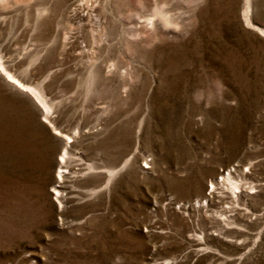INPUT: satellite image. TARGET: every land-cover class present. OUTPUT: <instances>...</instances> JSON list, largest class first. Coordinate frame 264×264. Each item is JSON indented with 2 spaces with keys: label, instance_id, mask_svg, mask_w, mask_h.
Returning <instances> with one entry per match:
<instances>
[{
  "label": "rangeland",
  "instance_id": "374dc122",
  "mask_svg": "<svg viewBox=\"0 0 264 264\" xmlns=\"http://www.w3.org/2000/svg\"><path fill=\"white\" fill-rule=\"evenodd\" d=\"M0 56L71 134L57 181L0 75L48 159L5 155L0 264H264V0H0Z\"/></svg>",
  "mask_w": 264,
  "mask_h": 264
},
{
  "label": "bare ground",
  "instance_id": "6f19581e",
  "mask_svg": "<svg viewBox=\"0 0 264 264\" xmlns=\"http://www.w3.org/2000/svg\"><path fill=\"white\" fill-rule=\"evenodd\" d=\"M76 14L78 15L79 18L83 16V14L80 11ZM247 21H249L248 17H247ZM0 75L2 76L5 83L8 84L11 88L21 93H25L30 97V101L34 105L39 107L45 119L42 125H45L44 123L46 121L47 122L46 125H48L52 129V133L56 136H60L64 140V146L62 147V150L59 153L58 158H57L59 168L55 175V178L57 179V181H59L60 179H62V175L65 172V168H63L65 164L63 166H61V164L65 163V158L67 157V154H68L65 147L71 141V136H70L71 134L68 135L66 133H62L60 130L54 127V125L52 124L49 118L50 116L48 117V114L50 112V105L45 99L42 91L36 86L29 85V84L22 82L16 76H14L11 72H9L8 69H6V67L4 66L1 60V56H0ZM13 102L14 101H12L11 105L9 104L10 109H7L5 107L0 108V170L1 172L4 170V166H5L4 158H5V155L8 153V155L11 157L10 159H11L12 165H15L17 167L18 166L22 167V170L28 167L32 170L31 172H33L34 170H38L40 172L41 168H44V166L48 164L47 163L48 159L43 150V147H41L42 144H40V142L37 140V138L33 134L32 126H31L32 125L31 114H29L28 111H23V108H21L18 103L17 105L15 104V102L14 103ZM90 166H92V164ZM91 168H94V167H91ZM2 174L3 173L0 174V179L3 178ZM19 177L21 178V175ZM220 182L222 183L227 182L228 185L229 184L231 185L232 189L239 188L238 186L239 183H237L235 180H232L229 174H227V176L222 175L220 178ZM210 184H216V181L214 183L211 181ZM7 186H9V184H0L1 194H5L8 188ZM59 187H60L59 184L52 186V189L56 194L60 193ZM42 192L44 194L43 190ZM16 194L17 193H15L14 195L17 198ZM57 200H58V204L59 203L61 204L59 198H57Z\"/></svg>",
  "mask_w": 264,
  "mask_h": 264
},
{
  "label": "clouds",
  "instance_id": "9594fccd",
  "mask_svg": "<svg viewBox=\"0 0 264 264\" xmlns=\"http://www.w3.org/2000/svg\"><path fill=\"white\" fill-rule=\"evenodd\" d=\"M164 19L165 24H167L170 27H174L177 30H179L180 28V24L179 23H171V21L169 20L168 16H164L162 17Z\"/></svg>",
  "mask_w": 264,
  "mask_h": 264
}]
</instances>
